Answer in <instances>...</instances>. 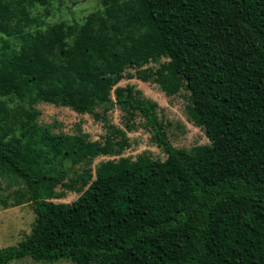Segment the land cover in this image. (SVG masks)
I'll return each instance as SVG.
<instances>
[{
  "label": "trees",
  "instance_id": "obj_1",
  "mask_svg": "<svg viewBox=\"0 0 264 264\" xmlns=\"http://www.w3.org/2000/svg\"><path fill=\"white\" fill-rule=\"evenodd\" d=\"M52 2L0 0V176L37 212L0 264H264V0H100L82 21L48 23L35 10ZM129 67L169 95L185 88L210 143L175 146L158 103L118 85ZM39 102L139 114L166 158L93 167L127 132H57ZM68 191L80 195L57 201Z\"/></svg>",
  "mask_w": 264,
  "mask_h": 264
},
{
  "label": "rangeland",
  "instance_id": "obj_2",
  "mask_svg": "<svg viewBox=\"0 0 264 264\" xmlns=\"http://www.w3.org/2000/svg\"><path fill=\"white\" fill-rule=\"evenodd\" d=\"M100 5V0H53L48 8L40 7L35 11L43 13L48 23L74 19L82 21ZM128 84L141 89L145 97L158 103V114L165 121L168 136L175 146L190 148L198 144L210 143L205 128L192 121L187 113L189 92L185 88L169 95L159 84L140 79L135 67L127 68L124 78L118 83L120 86ZM112 96L114 97L113 92ZM36 107L40 112V123H54V130L57 132L72 134L82 131L87 133L91 140L102 142L114 127L122 128L127 132L129 145L123 149L122 153L97 156L93 167L101 161L118 159L122 155L135 159L140 154L146 153L152 159L166 158L163 148L153 140L152 132L146 125L145 119L139 114L129 115L117 105L107 112L97 109L95 114L80 113L69 106L47 102H39ZM81 169L77 166L76 170ZM61 188L59 185L58 189ZM79 195L78 191H68L66 197L57 201L71 202ZM36 218L35 203L28 200L25 187L22 184H10L6 178L0 176V247L17 244L26 238L31 233ZM10 264L48 263L24 257ZM54 264L76 263L69 259H60Z\"/></svg>",
  "mask_w": 264,
  "mask_h": 264
}]
</instances>
